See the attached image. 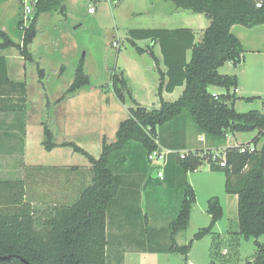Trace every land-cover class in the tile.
Here are the masks:
<instances>
[{
    "label": "trees",
    "instance_id": "obj_1",
    "mask_svg": "<svg viewBox=\"0 0 264 264\" xmlns=\"http://www.w3.org/2000/svg\"><path fill=\"white\" fill-rule=\"evenodd\" d=\"M168 1L173 2L177 9L204 14L209 24L199 40L196 39V31L189 27L134 28L128 31V41L137 44L139 40H150L152 46L158 45L161 49L166 70L162 72L160 83V106L149 108L135 100L129 77L124 70L115 68L111 75V87L117 99L125 103L128 97L135 105L129 107V117L119 124L116 140L108 142L106 137L103 138L99 157L74 141L57 143L54 130L45 120L44 148L50 151L57 146H67L84 155L91 163V181L80 190L73 203L44 201L42 206L37 207L27 200V175L33 178L30 171L20 179H0V264H26L25 259L31 264H108L107 220L113 204L123 193L119 191L123 172L147 174L152 181H157L158 178L152 177L149 154L160 146L178 151L189 150L190 153L185 158L178 152L168 156L163 167L164 177L166 173L173 180L176 176L181 178L175 181V185L182 198L175 217L164 232L157 233L154 228L145 225L146 232L155 241H143V249L188 253L193 241L180 245L176 239L188 228L196 201V192L188 182L187 174L208 162L213 171L225 173L226 192L238 196L237 224L231 225L227 231L233 236L230 245L237 254L240 236L256 237V253L246 264H264V243L259 240L264 235V144L255 152L240 151V145H256L264 138V112L259 109L237 111L234 105L237 75L219 72V68L227 62H232L234 66L242 62L245 48L232 27L263 25L264 0ZM46 12H59L67 17L66 0H38L31 23L24 29L20 42L0 28V49L16 47L25 60L34 61L29 45L37 36L40 15ZM138 48L140 52L146 50ZM148 51L153 52L151 47ZM38 73L39 81L43 82L45 69L38 66ZM90 84L91 79L85 72L82 59L73 81L58 102ZM183 85L185 89L177 100L168 101L162 97L163 91L173 92ZM211 85L225 87L226 91L213 93L209 89ZM27 105V81L11 79L8 59L0 55V114L18 115L22 120L20 130L23 133ZM50 105L48 101L47 106ZM190 122L198 134L217 140L225 141L229 134L236 132L256 130L257 134L247 143L225 147L227 163L221 166L212 159L210 152L184 145L177 147L182 145V133ZM183 136L185 138V134ZM171 141L174 145L170 144ZM81 168L68 167L69 170ZM25 169L39 170L41 167L26 165ZM159 182L165 183L163 180ZM144 186L148 190L152 184ZM206 211L211 215V223L199 228L194 239L215 233L214 226L224 213L218 196L208 199ZM144 218L148 221V213L144 214ZM140 235L144 237L143 232ZM223 241V235L214 234L210 250L212 258L224 257L219 253ZM228 252L227 249L224 254ZM7 256L9 258H3ZM118 264H123V258Z\"/></svg>",
    "mask_w": 264,
    "mask_h": 264
},
{
    "label": "rangeland",
    "instance_id": "obj_2",
    "mask_svg": "<svg viewBox=\"0 0 264 264\" xmlns=\"http://www.w3.org/2000/svg\"><path fill=\"white\" fill-rule=\"evenodd\" d=\"M89 5L95 7L94 12H88ZM175 8V4L168 0H120L117 2L115 0H71L68 18L63 19V23H59L57 27L48 22L42 24L41 32L37 38H34L32 47H30L34 61L24 60L21 62L16 47L4 51L0 49V54L4 53L2 55L11 57L9 65L13 78L19 75L20 79L26 80L29 86L32 137L28 156L32 163L82 164L87 161V158L80 153H75L77 157L71 158L59 153L58 150L50 152L40 142H37L40 137L39 128L42 121L45 120H48L54 131L69 135L70 139L95 157L100 156L101 140L98 134L102 131L112 134L117 123L129 117V107L135 105L134 101L128 97L125 103L119 99L109 100L114 96L117 98L111 87V75L115 68L124 70L129 77L131 92L135 100L149 108L160 106L159 91L162 74L159 67H165L162 62L161 49L155 45L153 50L150 40H139L137 44H134L127 40V34L130 29L134 28H169L192 25L196 27V39L199 40L203 29L209 24V19L204 14L199 16L191 10H185L184 13L176 16L177 21L167 22L168 14L174 12ZM188 16L191 19L184 20ZM22 18L23 10L20 7L17 15L18 27L8 31L9 35L18 42L21 41L24 34L20 23ZM237 28L245 29L247 27L239 25ZM263 40L264 38L261 39L262 43ZM54 42H58L59 45L55 46ZM138 47L146 50L151 47L154 55L151 51L140 52ZM157 56H161L160 64L157 62ZM82 59L85 72L90 76L91 84L84 86L82 89L85 90H81L80 95L75 97L74 94L69 95L58 102V99L64 95L73 81L75 71ZM38 66L46 71L47 76L43 79L44 87L40 86ZM233 69L234 64L227 62L219 68V72L231 73L228 71H233ZM242 78L251 87L250 93L253 94L247 95L239 92L241 97H236L239 100L237 102L238 109L242 112L250 109L264 110V78L261 74H258L256 80H252L247 75ZM89 88H93V90L88 91ZM184 89V85L178 86L174 93L163 91L162 94L165 100L174 101L181 96ZM211 89L226 91V88L222 86L216 88L211 86ZM48 101L51 102L50 107L47 106ZM108 102L112 106L108 110H104L102 106ZM250 102L253 104L251 105ZM118 105L120 107H117ZM190 118L194 122V119ZM13 124L12 118L8 120V115L0 114V179L20 178L22 174L24 176L25 172L30 171L33 178L27 175V200L33 202L37 207L42 206L44 201L60 202V197L57 196L56 179L66 180L67 172L61 169H51V167L50 169L26 170V165L20 157L22 154L21 145L15 140ZM189 129L193 147L199 146L198 132L192 122L189 123ZM256 133V130L236 132L229 134L226 138L247 143ZM59 137L62 136L59 135ZM262 142H264V138ZM227 144L228 142L224 141L222 147ZM209 168V163L204 162L197 171L190 172V177L194 181L192 185L195 188L196 201L192 206L188 228L176 237L181 245L193 241L188 253L160 254L161 258L155 261L149 260L152 263L147 261L146 264H185L187 260L194 264H213V261L214 264H246L247 260L255 255L257 238L254 236L239 237L237 254L230 245L233 236L227 231L231 225L237 224V197L226 192L225 173L222 171L210 173ZM162 186L167 188L164 190L167 191V194L158 193L157 197H169L163 200L170 201V204L169 208L163 207L161 204L158 205V208L169 214L177 202L174 193L178 189L171 185L168 188L164 183ZM169 189L172 191L169 192ZM178 191L180 194L181 191ZM78 196H74L75 198L73 195L69 196L74 199L67 202L73 203ZM212 196L220 198L224 211L222 219L217 221L214 226V234L220 233L224 238L219 247L220 256L224 255L221 258H212L211 256L210 250L214 234L194 239L199 228L209 225L210 219L206 208L208 199ZM143 200L147 201L146 193ZM141 232H143L144 237H141L144 242L155 241V238L151 237L146 230L143 229ZM110 240L111 243L114 242L112 236ZM260 241L264 243V235L261 236ZM226 248L229 252L225 255ZM113 258L110 246V263Z\"/></svg>",
    "mask_w": 264,
    "mask_h": 264
},
{
    "label": "crops",
    "instance_id": "obj_3",
    "mask_svg": "<svg viewBox=\"0 0 264 264\" xmlns=\"http://www.w3.org/2000/svg\"><path fill=\"white\" fill-rule=\"evenodd\" d=\"M70 3H71V0H66L67 17H64L59 12H46V13L41 14L38 19L37 36L41 32V27H43L42 26L43 23L48 22L49 24H54V27H57L59 23H63V19L68 18ZM90 5H91V2H90ZM20 7L22 8L20 0H0V28L2 30L8 32L9 30H12L18 27L17 15L19 13ZM89 7H88V12H89ZM183 11L185 10H180V9L175 8L174 12H171L168 14V18L166 19V21L167 22L177 21L176 16L184 13ZM89 13H92V12H89ZM194 14L199 15V16L202 15L200 13H194ZM59 16H61L62 19L58 18ZM190 19L191 17L188 16L184 20L189 21ZM263 25H259L253 28L247 27L245 28L246 30L243 28H237L239 25H234L232 27V31L240 38L245 48V54H244L242 62L239 65L234 66L233 71H228L231 73H223V74H236L237 75L238 86H237V91H235L236 97L237 96L241 97L238 94L239 92H242L243 94H247V95L253 94V93H250L251 87H249L244 82V79L242 78V76L247 75V76H250L252 80L254 79L256 80L258 74H261V76L264 78V40H263V43L261 42V39L264 38V28H262ZM181 27H189V28L196 30V27H193L192 25H183ZM169 28H180V27H169ZM236 28H237V31H236ZM37 36L35 38H37ZM15 41L18 42L17 40ZM32 44L33 42L29 45V49L30 47H32ZM54 45L58 46L59 43L54 42ZM1 51H4V50L1 49ZM17 52H18L20 61L23 62L25 59L20 55L18 49H17ZM2 54L4 53H1L0 55ZM5 56L8 59V73H9L10 78L13 79L14 81H21L19 75L16 76V78H13V74L11 73V69L9 65V61L11 57H9V55L8 56L5 55ZM157 58L159 59L158 63L160 64L161 56H157ZM228 63H232V62H228ZM159 69L161 71V74L162 72H165L166 70L165 67L164 68L159 67ZM40 86L41 87L45 86L44 81L40 83ZM211 86L215 88L217 87L216 85H211ZM211 86H209V89L211 92L216 93V94L224 93V92L219 91V89L212 90ZM28 88L29 86L27 84V103L28 105H27L25 133H23V131L20 130V127H22V120L20 119V117L16 114L8 115V120H10L11 118L14 120L13 127L15 128L14 129L15 140L17 141V143L21 145L20 148L22 150V154L20 157L23 163L28 166H40L41 169H47V168L50 169L51 167V169H61L67 172L66 180L60 181L59 178L56 179V188L58 192L57 196L60 197L59 198L60 201L73 200L77 195H79L80 190L84 186L89 184L91 181V172H90L91 163L89 162L88 159L87 161H84L82 164L81 163L37 164V163H32V161H30L28 153L30 151V142H31L32 132H31L30 105H29L30 97H29ZM82 88L79 89L80 91L78 90L76 93H74L73 96L75 97L77 95H80L81 90H85ZM93 88H89L87 90L92 91ZM174 91L172 93H174ZM162 97L165 99L163 94H162ZM115 99L117 98H115L114 96L113 98H110L109 100L115 101ZM238 101L239 100L236 99L234 102L235 108L237 109V111L242 112L237 107ZM139 103L141 104V102ZM250 104L252 105L253 102H250ZM110 106H112V104L108 102V103H105L102 106V108L104 110H108ZM117 107H120V106L118 105ZM259 110L264 112L263 109H259ZM43 123L44 121H42L41 127L39 128L40 137H39V140H37V142H40L41 145H42V141L44 140ZM120 123L121 121L117 123V126L114 129L112 134H109L106 131H102L98 134L101 140L100 155L102 153L103 138L106 137L108 142H114L116 140V132L118 130ZM187 127L188 128L185 130V132L182 133V137H183L182 145H178L177 147L184 145L187 148L204 150V149H214V148H225L228 146L241 144V142H237L236 139L225 138V141L228 142V144L227 146L225 145V147H222V145L224 144L223 140L207 138L204 134H198L199 146L193 147L194 144L191 142V139H190V129H189V126ZM54 133H55V141L59 144L63 142L73 141L72 139H70L69 135H63L61 134V132L57 130H55ZM184 134H185V138L183 136ZM59 135H61L62 137H59ZM255 136H253L252 139ZM262 139L258 144H256L257 148H261L262 145L264 144V142H262ZM173 143L174 142L171 141L170 144L174 145ZM164 148H167V147H164ZM54 150H58L59 153H63V155H68L71 158L77 157L75 155L76 152H74L72 148L67 147V146H57L54 149L50 150V152ZM70 166H81L82 168L79 170L78 169L69 170L68 167ZM151 167H153L151 169L152 177L158 178L157 181H152L147 174L137 173V172H133V173L123 172V179H122V182L120 183L121 187H119V191H123V193L121 195V198H119L118 201H116L113 204L110 210V213H109L108 220H107L108 222L107 233H108V238H109V245L107 248L108 257H109L110 246H111V252L114 255V258L112 259L111 263H110V259L108 258V264H118V261L120 260V258H123V264H146L147 261L148 263H152L149 260L155 261L156 259L161 258L160 254L171 253V252H164V251L144 250L143 249L144 243L140 235V232L143 231V229L145 230V227H144L145 225H147V227L154 228L157 233L164 232V230L169 226V223L172 221V219L176 215L182 195H180L181 193L179 194V191L177 190L176 193H174L177 199L175 206L173 207V209H171L169 214L163 212V210L158 208V205L161 204L163 207L169 208L170 201L163 200L164 198H169V197H157L158 193L167 194V191H164L167 188L163 187L162 186L163 184L160 183L159 180L165 181L164 184H166V186L169 188V185H171L172 187H176L175 181H178L181 178L176 176L175 180H173L171 179V176L167 175L166 173H165V177L163 176V178L159 177L158 175L154 176V172L155 170H157V167L152 162H151ZM154 167L156 168L154 169ZM209 169L211 171L210 173L217 172V171H213L211 167ZM20 178H23V174ZM20 178H16V179H20ZM187 180L188 182L191 183V185L194 183V181L190 177V172H188L187 174ZM146 183L152 184V186L148 190L146 189L148 187L144 186V184ZM168 191L171 192L172 190L169 189ZM145 193L148 196L147 201L143 200V196L145 195ZM72 195L73 197L74 196L75 197L69 198V196L71 197ZM235 196L237 197V205H238V196L237 195ZM237 210H238V206H237ZM145 213H148L149 215L148 221H146V219L144 218ZM209 219H210L209 221V224H210L211 215H209ZM111 236L114 239L113 243H111V240H110ZM260 238L261 236L259 237V240ZM163 239L166 240V238H163ZM188 261L189 260H187L185 264H188Z\"/></svg>",
    "mask_w": 264,
    "mask_h": 264
},
{
    "label": "built area",
    "instance_id": "obj_4",
    "mask_svg": "<svg viewBox=\"0 0 264 264\" xmlns=\"http://www.w3.org/2000/svg\"><path fill=\"white\" fill-rule=\"evenodd\" d=\"M23 10V18L21 19V28L23 30L28 27L31 23L32 16L34 14V10L38 3V0H20ZM260 5V4H259ZM95 7L90 6L89 12H94ZM118 46V45H117ZM237 91V88L235 89ZM209 149H204V152H210L211 157L214 161H216L221 166H226L227 163V152L226 148H214L208 151ZM257 150V146L255 144H243L240 145L241 152H255ZM179 153L181 154L182 158H185L190 151L189 150H173L164 147H159L153 152L149 154V159L151 162L157 167L158 176L163 178L164 171L163 167L167 163L168 156L172 153ZM188 264H194L192 261H188Z\"/></svg>",
    "mask_w": 264,
    "mask_h": 264
},
{
    "label": "water",
    "instance_id": "obj_5",
    "mask_svg": "<svg viewBox=\"0 0 264 264\" xmlns=\"http://www.w3.org/2000/svg\"><path fill=\"white\" fill-rule=\"evenodd\" d=\"M158 175V170H155V172H154V176H157ZM3 258H9L8 256L7 257H3ZM24 262L26 263V264H31L29 261H27L26 259L24 260Z\"/></svg>",
    "mask_w": 264,
    "mask_h": 264
}]
</instances>
